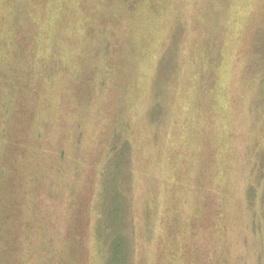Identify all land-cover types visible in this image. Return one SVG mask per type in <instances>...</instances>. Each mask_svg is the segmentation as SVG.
Segmentation results:
<instances>
[{
	"label": "rangeland",
	"instance_id": "1",
	"mask_svg": "<svg viewBox=\"0 0 264 264\" xmlns=\"http://www.w3.org/2000/svg\"><path fill=\"white\" fill-rule=\"evenodd\" d=\"M160 2L0 0V264H220L222 255L264 264V208L255 223L252 205L255 196L264 202V178L257 177L264 148L252 145L254 135L264 142V0ZM33 14L43 20L39 56L48 68L33 72L29 117L18 89L27 88L35 61L16 35ZM212 88L223 133H236L240 153L248 148L236 188L255 166L236 219L243 245L231 234L219 237L222 220L214 227L215 207L223 204L221 162L199 99L206 91L215 103ZM175 92L182 110L170 129ZM185 112L187 121L201 115L207 122L199 136L183 128ZM139 118L149 134L140 150ZM192 137L200 146L185 148L198 163L188 196L189 170L172 172L171 163L183 159V138ZM176 141L182 150L174 155ZM235 170L230 162L227 172L234 177ZM224 191L226 204L231 195ZM97 228L102 248L94 245Z\"/></svg>",
	"mask_w": 264,
	"mask_h": 264
},
{
	"label": "trees",
	"instance_id": "2",
	"mask_svg": "<svg viewBox=\"0 0 264 264\" xmlns=\"http://www.w3.org/2000/svg\"><path fill=\"white\" fill-rule=\"evenodd\" d=\"M155 1H157L159 4L161 3L160 0H155ZM43 11L41 9H37V12L38 13L40 12L39 14H41ZM9 16H10V14L8 15L7 21H10ZM40 17H41L40 15H39V17H37L34 14L32 16L28 17L26 22H25V23L29 24L26 27V31L21 28L20 34L16 35L17 38L19 39L20 43H21L22 49L24 51L23 52L24 56L28 57V61L29 60L35 61V62H32V67H33L32 71L30 73L27 71V79H30V81L27 82V88H25V89L19 88L18 89V91L19 90L22 91L23 97H24V94H26V98H27L26 111H27V114L29 117L34 116L33 110L31 109L32 103H30L33 100V89L35 88V86L33 85V81H32L33 72L35 70H40V72H43L48 68V60L41 58L39 56V52H41V45H42V34H44L43 22H42L43 20H41ZM35 19H36V21H35ZM43 19H44V14H43ZM25 23H23V24H25ZM0 25H4V24H0ZM27 32L31 33V38L27 37ZM15 45H16V42L14 39V41L10 44V46L14 47ZM246 74L248 75V73H246ZM180 75H182V73ZM248 78H250V77L247 76V79ZM215 80H216V77H215ZM182 82H183V78H182ZM218 82H219V78H218L217 83ZM212 83H214V79H212L211 84ZM206 86L208 87V85H206ZM213 86H215V85H213ZM180 87H182V86L179 84V88ZM179 88H178V92H179ZM212 90H213V88H212ZM178 92H175V94L171 98L172 104L173 103L177 104V108H174L173 106H171L173 109H172V114H171L172 118H170V122H171V125L169 127L170 129H171V126L174 124L175 120L177 119L179 111L182 110L181 107L178 105V97H179ZM204 92H205V94H203L201 96V98H199L202 101V110H200V113L202 114V111H206L209 114L206 121L210 125V129L213 132L212 133L213 134L212 136L214 137L213 144L215 146L214 155H215V159L216 160L218 159L221 162L220 167H219L220 169L218 170V178H217L216 184H217L218 190L220 191V195H221L220 198L223 200V204L221 203V206L216 205V207H215L214 227H216V223L218 220H222V231H221L219 237H221L222 234H223V236L226 234H231L229 236H231V237L233 236V238H237V240L241 243V245H243L244 242L247 241V236L245 238L238 239L237 233H236L237 231L235 230L237 228L236 219L239 217L238 209H239V207L244 205V202H246L249 188L252 187L248 177L254 176L255 172H254L253 167H255V166H253L250 169V173H248V174L246 173V179L244 181L239 182V184L241 185L242 188L239 189V186H237V188H236V185L234 183H236L237 180L234 178L238 177L240 180L241 176H244V171H243L244 169L243 168L245 167V165H243V160H246L245 155L248 153L247 152L248 148H247L245 153H243V152L240 153L239 150H242L241 143H238L234 140L235 139L234 136L236 133L234 131L228 132L227 134L223 133V131L225 129V126H224L225 124L222 126V123H219V120H217V116L215 115L216 113H218L217 108L220 109V106H221V102L219 99L220 95H218V93L215 94V92L213 90V95L211 98L212 99L215 98V100H216V102L213 103L209 100L210 99L209 94H207L206 91H204ZM202 93H203V91H202ZM147 99H148V97H146L144 99L146 101V105H147ZM253 101H255V95L252 97V100H250V102H253ZM141 105H142L141 106V109H142L143 108V101H142ZM251 106L253 107L252 104H251ZM168 112H169V110H168ZM191 118H192L191 120L187 121L188 114L186 113L185 122H183V128L185 130L189 131V129H191V127H193L194 130H196L197 135L199 136L200 128H202V127L205 128L207 122L204 120L203 121L201 120V115L198 116L197 119H195V117L193 115H191ZM139 119H140L141 125L138 128L137 133H138V137L140 140V145L137 148L140 150L141 144L145 141V138H148L149 134H147L148 129H146L148 123L145 122L144 120H142L141 118H139ZM171 131L172 130H170V132ZM114 136L117 137V135H114ZM201 140H202V138H199V141H201ZM113 141L114 140L111 141L110 147L112 145L116 144ZM252 141H254L252 143V145L255 147H258L257 149L264 148V142L261 141V138L259 136H257V135L252 136ZM191 142H192V146H194V147L196 146V148H194V150L197 149V146H200V144L198 145V137L183 138V156H182L183 159L178 160L179 158H177L176 160H178V161H176L175 163H173V162L171 163L172 172H174L173 168L175 166H176V168H179V169L183 168V170H185V169L189 170V172H190L189 177H185V174L183 173V177L186 180H188L190 178V182L188 184H186L184 179H183V187H185V189H186L185 194H188V196H189L190 190L193 189V179L191 177L193 175L194 176L196 175V168L198 165L196 159L194 161H193V159H191V161H193V162H190L189 157H188L189 154L191 155L193 149H190L188 151L185 150V148H188V144ZM185 144H187V146H184ZM174 147H175L174 155L179 150H182L179 147L178 141L175 142ZM130 148H131L130 143L128 140H126L122 144V149H123V151H125L127 153V155L129 154ZM110 149L112 150V154H113L114 147L110 148ZM222 150L225 151L226 153H223ZM112 154L107 153V158H109ZM210 154H211V157L213 159L212 158H209V159L214 160L213 153L211 152ZM174 155H173V159H174ZM191 157H192V155H191ZM230 162H232L234 164V166H236V170H235L236 173H235L234 177H232L231 174L229 172H227V166L230 164ZM192 163H194L195 166L192 167V165H191ZM260 163H261V171L257 170V177L259 178L260 176H263V178H264V156L261 157ZM237 171H238V173H237ZM129 177L130 176H128V185H127L126 189H128V186L130 189V186H131ZM224 190L228 191L231 195L229 197V200L227 199L226 204L224 203V201H225V191ZM128 191L126 192L128 199L126 200V203H125V211L127 210V213H129V212L131 213L130 208L128 209V205L130 204L131 200H129V197H132V193H130V191L129 192ZM259 194H260V192H259ZM230 198L233 199L232 204L230 203L231 202ZM95 205L98 206V202H95ZM252 205H253L254 217L256 218V221H255V223H256L260 219V217H263L264 202L262 203L259 200L258 196L257 197L255 196V198L253 199ZM96 206H93V207H96ZM226 207H229V208H231L230 210H233V214L231 212V214H232L231 219L229 218V215L227 214ZM235 208L237 210V215L235 214ZM224 209H225V214H224ZM190 210H191V207H190ZM190 210H187L184 213V216L187 219L190 218V216H189ZM221 216H223V217H221ZM128 217H131V222H132L134 216L132 214L131 215L128 214ZM225 217L229 219L227 225L225 224V220H224ZM210 219H211V214H210L209 220ZM95 220H97V217ZM262 220L264 221V217ZM129 221H130V219L126 222V225L128 223H130ZM96 223L98 224V226H101V227H103V225H104L102 220H97ZM255 223H253L252 228L257 231L256 227L254 226ZM231 226H232V228H231ZM102 231H103V228H102V230H100L99 228L94 230L93 239H94V245L96 248H102V243H103ZM182 232H183V229L179 228L177 225L176 236L178 237L179 234H181ZM128 238L130 241V237H128ZM251 240L258 244V239L256 237H251L250 241ZM197 241H198V239H197ZM222 257L223 258L225 257L226 260H223L220 264H245V262H242V263L235 262L231 258H228L227 256L222 255ZM253 258L256 260L255 257H253Z\"/></svg>",
	"mask_w": 264,
	"mask_h": 264
}]
</instances>
